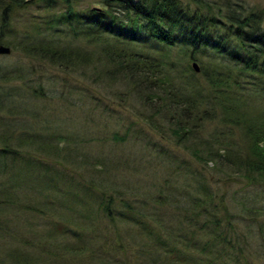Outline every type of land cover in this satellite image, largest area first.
I'll return each mask as SVG.
<instances>
[{"label":"trees","instance_id":"16d2710c","mask_svg":"<svg viewBox=\"0 0 264 264\" xmlns=\"http://www.w3.org/2000/svg\"><path fill=\"white\" fill-rule=\"evenodd\" d=\"M79 1L0 0V42L18 44L28 56H46L52 63L65 68H88L93 57H96V61L103 63L101 75L106 77L118 73L127 77L133 86L143 90L144 93L140 94H145L149 102L155 97L157 100L173 99L182 110L185 109L181 105L184 103L189 110L196 111V118L211 111L213 118L224 129L216 127L217 130L209 137L205 136V149L201 151L195 147V157L207 164L211 161L212 169L227 166L225 173L229 169L246 181L247 185L264 184V13L261 9H251L243 3L230 0H98L101 6L88 7H79ZM31 4L43 8V20L34 19L32 22L44 28L42 32L35 31L33 34L26 29L22 32L17 29V32L22 33L19 38L12 15L16 10ZM63 32L86 36L89 44L95 42L99 46L100 53L91 54L92 51L80 45L71 47L56 44L55 34L63 35ZM5 35L6 40H2ZM16 40H19L18 43ZM175 46L180 48L179 57L172 55L171 50ZM192 60L200 63V71L193 67ZM15 68H9L3 74L0 71V81L10 79L14 73L22 77L20 72H15ZM151 74L152 77L149 76ZM166 83L170 85L169 89L164 87ZM178 84L182 85L179 87ZM202 85H206V93ZM7 100L0 92V108ZM163 102L167 105V101ZM5 121L9 119L0 115V158L9 156L17 160L20 158V162L26 164L31 163L33 154L28 149L22 150L20 144L33 142V137L14 135L13 131L8 130ZM185 121L180 118L176 120L173 132L177 136L181 137L182 133L192 129ZM237 130L241 133L239 140L235 136ZM63 154L68 157L77 153L68 149ZM40 164L43 165L42 161ZM47 165L41 166L45 172L49 170ZM195 172L198 176L193 175L192 182L197 195L194 197L188 191L186 197L189 200L185 201V195L178 197L171 191L169 194L175 202L166 200L165 205L169 204L171 210L178 209L179 214L171 212L169 217L158 209L157 204L163 207V202H159L161 195L151 201L156 205L150 207V201L146 199L133 201L125 196L116 197L112 191L114 188H109L101 179L87 180L97 189L94 196L82 194L73 187L68 188L66 196L71 199L75 209L76 201H84L92 213L96 210L97 220L104 213L113 223L124 222V231L131 238H128L130 241L122 238L121 245L130 255L133 253L134 258L141 259V262L146 260L145 264H253L255 261L248 257L255 259L261 257L260 253L255 257L253 253L244 252L245 246L239 238L233 239L235 228L231 226V220L228 219L223 227L217 213L207 210V201L214 197V181L202 175V171ZM23 173L24 168L20 167L18 174L13 171L9 175L26 177ZM6 185H2L4 192L0 189V206L16 202V195L9 193L12 187ZM43 202L46 204L47 200L43 198L40 206L33 209L42 212ZM94 203L98 204L96 208H92ZM7 207L4 210H8ZM75 209L65 210L70 214L75 213ZM247 211L251 213L252 210L247 208ZM206 214L214 222L212 229L205 230L203 223L198 225L200 218ZM89 218L87 216L85 220ZM180 218L187 227L176 225ZM61 222L59 225L53 224L51 231L69 234L67 226L63 227L64 223ZM4 224L5 221L0 225V232ZM99 229H94V238L104 237L98 233ZM10 236V239L16 240L14 234ZM19 242L27 244L25 239L16 244ZM16 244L11 240L5 242L0 237V264H29L31 259L33 263L36 260L38 264L46 262L44 259L47 257L43 260H40L43 258L41 255L35 258ZM70 244L66 247L78 250L74 243ZM84 245L81 243V246ZM260 247L262 253V243ZM79 252L81 254L82 251ZM63 253L66 255V251ZM69 258H65L66 264H78L79 259L71 263Z\"/></svg>","mask_w":264,"mask_h":264},{"label":"rangeland","instance_id":"374dc122","mask_svg":"<svg viewBox=\"0 0 264 264\" xmlns=\"http://www.w3.org/2000/svg\"><path fill=\"white\" fill-rule=\"evenodd\" d=\"M230 1L243 3L251 9H261L264 13V0ZM90 5L101 6L98 0H80L78 3L79 7ZM42 12L41 6L31 4L13 13V24L19 38L22 33L17 29L21 32L26 29L32 34L42 32L44 26L32 22L34 19L42 21ZM61 34H55L56 44L80 45L92 51L91 54L100 53L99 46L95 42L89 44L84 35ZM6 38L5 35L2 40ZM0 44L10 46L9 52H0L1 73L16 67L15 72L23 75L17 77L14 73L10 79L0 81V92L8 99L0 108V115L9 119L4 123L14 135H30L34 139L33 142L20 144L22 150L28 149L33 154L31 163L26 164L20 162V158L17 160L9 156L0 158V189L4 192L2 185L7 183L6 187H12V190L8 188L9 193L16 195L14 204L13 201L7 203L12 206H0V225L5 221L0 232L3 241L11 240L16 244L25 239L27 244L19 242L16 245L35 258L43 256L40 260L47 257L44 259L46 262L39 264H66V257H70L71 263L79 259L78 264H145L146 260L141 262L122 247V238L127 241L131 238L124 231V222L113 223L104 213L97 220L96 210L93 214L84 201H76V210L66 196L68 188L73 187L82 194L94 196L97 189L88 181L101 179L109 188H114L112 191L116 197L125 196L133 201L146 199L150 201V207L156 205L151 201L161 195L159 202H163V207L157 204L158 209L169 217L171 212L178 213V209L171 210L169 204L165 205L166 200L175 202L169 194L171 191L178 197H186L188 191L194 197L197 195L192 182L193 175L198 176L197 170L214 181V197L207 201V210L217 213L223 227L228 219L231 220V226L235 228L233 239L239 238L245 246L244 252L253 253L255 257L260 253L261 257H248L255 261L253 264H264V184L247 185L229 169L225 173L227 166L212 169L211 161L208 164L201 162L193 154L195 147L204 151L205 136L209 137L217 130L216 127L224 129L213 118L211 111L196 118V111L180 103L185 107L182 110L173 99L157 100L155 97L149 102L145 94H140L144 93L143 90L133 86L127 77L118 73L113 75L115 77L101 75L103 63L96 61V57H93L88 68H65L52 63L46 56H28L18 44L5 41ZM179 49L178 46L172 48L173 57H179ZM194 63L198 64L197 61ZM199 79L201 83L204 82ZM178 85L180 87L182 84ZM169 86L164 84V87ZM206 88L204 85L205 93ZM163 101H167V105ZM178 118L185 119V123L192 126L181 137L173 132ZM240 134L238 130L235 132L238 140ZM68 149L77 154L65 157L63 153ZM40 161L44 166L48 164L46 167L49 166V170H42ZM27 166L29 169H26ZM20 167L24 168L22 175L26 177L9 175L13 171L18 174ZM43 198L47 200L46 204L43 202V211L33 209L40 206ZM183 199L186 201L189 197ZM6 207L8 210H4ZM66 208H74L76 212L68 214ZM247 208L252 210L251 213ZM87 216L91 217L88 221L85 220ZM60 221L64 223L63 227L67 226L69 234L51 231L52 225H59ZM201 223L205 225V230L212 229L214 225L209 214L200 218L198 225ZM176 225L187 227L185 222L181 223V218ZM98 227V233L104 237L94 238V229ZM10 234H14L16 240L10 239ZM70 243H74L78 250L66 247ZM81 243L85 245L81 246ZM79 251H82L81 254ZM35 262L31 259L30 263L38 264V260Z\"/></svg>","mask_w":264,"mask_h":264},{"label":"water","instance_id":"95a60500","mask_svg":"<svg viewBox=\"0 0 264 264\" xmlns=\"http://www.w3.org/2000/svg\"><path fill=\"white\" fill-rule=\"evenodd\" d=\"M10 51V46L8 45H4V44H0V52H9ZM195 67L197 70L200 69V66L197 63H194Z\"/></svg>","mask_w":264,"mask_h":264},{"label":"bare ground","instance_id":"6f19581e","mask_svg":"<svg viewBox=\"0 0 264 264\" xmlns=\"http://www.w3.org/2000/svg\"><path fill=\"white\" fill-rule=\"evenodd\" d=\"M3 55V54H2Z\"/></svg>","mask_w":264,"mask_h":264}]
</instances>
